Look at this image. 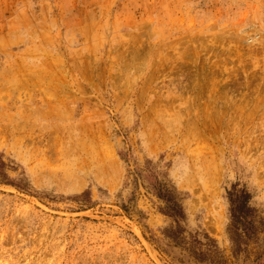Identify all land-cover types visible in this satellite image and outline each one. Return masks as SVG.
Instances as JSON below:
<instances>
[{"label":"rangeland","instance_id":"obj_1","mask_svg":"<svg viewBox=\"0 0 264 264\" xmlns=\"http://www.w3.org/2000/svg\"><path fill=\"white\" fill-rule=\"evenodd\" d=\"M161 186L264 252L227 234L232 189L264 219V0H0V264H193Z\"/></svg>","mask_w":264,"mask_h":264},{"label":"trees","instance_id":"obj_2","mask_svg":"<svg viewBox=\"0 0 264 264\" xmlns=\"http://www.w3.org/2000/svg\"><path fill=\"white\" fill-rule=\"evenodd\" d=\"M157 197L163 202V215L171 220L162 235L168 242L170 249H175L179 255H185L187 262L193 264H228L227 259L217 247L214 240L204 233L191 234L182 227L185 220L183 208L173 191L166 186L156 190ZM229 203V226L227 234L231 245V256L248 258L251 251L249 245L260 247V234L264 232V219L259 217L257 210L252 207L251 195L246 189H232L227 192ZM264 252H256L253 263L262 260ZM182 263V261H180Z\"/></svg>","mask_w":264,"mask_h":264}]
</instances>
